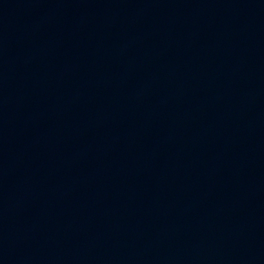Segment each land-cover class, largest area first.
Instances as JSON below:
<instances>
[{"label": "water", "instance_id": "water-1", "mask_svg": "<svg viewBox=\"0 0 264 264\" xmlns=\"http://www.w3.org/2000/svg\"><path fill=\"white\" fill-rule=\"evenodd\" d=\"M0 264H264V0H0Z\"/></svg>", "mask_w": 264, "mask_h": 264}]
</instances>
